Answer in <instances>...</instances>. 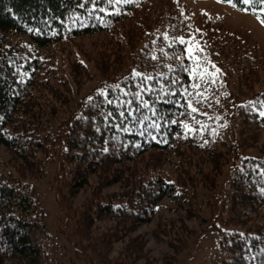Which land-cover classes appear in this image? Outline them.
I'll return each instance as SVG.
<instances>
[{
    "label": "trees",
    "instance_id": "obj_1",
    "mask_svg": "<svg viewBox=\"0 0 264 264\" xmlns=\"http://www.w3.org/2000/svg\"><path fill=\"white\" fill-rule=\"evenodd\" d=\"M111 7L120 11L93 10L89 0H0V151L9 154L0 156V264H56L42 244L46 213L33 180L57 153L62 231L94 264H156L139 230L153 220L174 263L197 235L190 220L203 224L208 211L223 222L213 264H264V145L256 141L264 133V45L195 15L184 0ZM165 32L195 35L221 69L212 106L196 105L208 113L195 114L203 132L170 122L191 123L182 105L183 89H192L187 73L170 67L184 45ZM168 198L178 216H164Z\"/></svg>",
    "mask_w": 264,
    "mask_h": 264
},
{
    "label": "rangeland",
    "instance_id": "obj_2",
    "mask_svg": "<svg viewBox=\"0 0 264 264\" xmlns=\"http://www.w3.org/2000/svg\"><path fill=\"white\" fill-rule=\"evenodd\" d=\"M184 1L195 15H206L211 18L221 19L230 29H239L264 45V23L260 22L257 14L251 11H242L222 0ZM87 44L89 46V41H86L84 46ZM96 83H90L86 88L89 89V86H93ZM82 96H79L77 101ZM256 141L259 145H264V133H260ZM0 156L8 158L9 154L1 150ZM62 173L61 154L57 153L53 160L47 162L45 176L33 180L36 195L40 199L46 213L44 220L46 235L43 236L42 244L50 256L55 259L56 264H94L91 255L81 247L77 240L70 236L67 231H62L67 219L66 208L58 199ZM88 196V188L80 191L74 198V205H82ZM164 204L168 207V210L163 212L164 216L173 217L180 214L179 209L174 210L177 204L173 199H165ZM205 216L208 221L203 224L197 220H190L191 225L196 229L197 235L192 239L190 249L185 251L174 263H170V256H167L170 251L167 243L153 235V230L157 226L156 220L141 225L139 230L146 233L148 237L147 246L150 247L152 254L155 256L154 262L156 264H213L220 249L222 232L219 227L223 222L216 212L211 213L208 211ZM106 223H102L101 227ZM120 246L121 243H116L114 250H118ZM134 264H146V261L142 259Z\"/></svg>",
    "mask_w": 264,
    "mask_h": 264
},
{
    "label": "snow or ice",
    "instance_id": "obj_3",
    "mask_svg": "<svg viewBox=\"0 0 264 264\" xmlns=\"http://www.w3.org/2000/svg\"><path fill=\"white\" fill-rule=\"evenodd\" d=\"M134 0H89L91 3L93 10L98 9L99 12H111L115 14L120 11L118 7H111L112 5L119 4H130L133 3ZM229 4H232L234 7L239 6L240 10L248 12L251 11L258 15V19L261 23H264V0H226ZM100 5H105V7H99ZM81 7H84L82 4ZM175 27V26H173ZM30 31L32 29H29ZM38 32L39 29H36ZM197 32L201 31L200 29H196ZM164 38L166 40H171L173 44L184 45L183 55H174L173 58L177 61H181L178 65L170 66L172 68L173 73L175 74L176 69H179L180 72L187 73L189 80V87L192 89L191 92L188 91L187 88L183 89L185 95V103L182 105L185 107L184 115L190 117V121H177L172 119L171 123H180L182 126L186 128V131L194 132L197 129L192 127V123L199 124V130L203 132L207 128V124L203 121L197 120L195 114L199 113L202 116H208L207 112H201L200 108H198L197 104H207L208 107L212 105L208 103V97L212 96L215 99V96L210 91L211 87L217 83L218 75L221 72V69L216 66V64L209 58L206 53L205 48L202 46L201 42L195 37V35L185 36V35H177L170 36L167 32L164 33ZM172 45H169L171 48ZM187 60L188 64L183 63L184 60ZM133 76H144V73L139 72L137 69L132 70ZM152 77H148L151 79ZM180 83L179 79H173L172 84L176 85ZM143 86V85H141ZM151 91V88L146 89ZM171 91L175 92L176 88L172 87ZM97 92L104 93L107 95L108 89H97ZM158 98H163L159 97ZM195 97V101L191 98ZM139 99V97H137ZM89 101H92L93 97L89 96L87 98ZM219 103V100L216 101ZM147 103V101H144ZM177 104H180V101H176ZM264 103V102H262ZM261 116H264V111H260ZM139 119V117H137ZM162 119L168 120L167 117H163ZM219 119V117H216ZM153 127H157L155 122H153ZM215 133V129H212ZM107 150V149H105Z\"/></svg>",
    "mask_w": 264,
    "mask_h": 264
}]
</instances>
